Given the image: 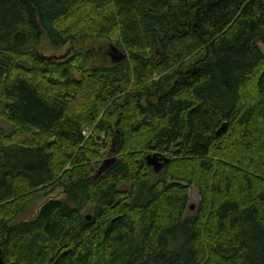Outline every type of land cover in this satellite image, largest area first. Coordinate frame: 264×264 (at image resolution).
Segmentation results:
<instances>
[{
  "label": "trees",
  "instance_id": "trees-1",
  "mask_svg": "<svg viewBox=\"0 0 264 264\" xmlns=\"http://www.w3.org/2000/svg\"><path fill=\"white\" fill-rule=\"evenodd\" d=\"M44 36L128 57L23 49ZM0 119L6 264H264V0H0ZM112 136L119 159L95 178ZM150 152L170 154L162 172Z\"/></svg>",
  "mask_w": 264,
  "mask_h": 264
},
{
  "label": "rangeland",
  "instance_id": "rangeland-1",
  "mask_svg": "<svg viewBox=\"0 0 264 264\" xmlns=\"http://www.w3.org/2000/svg\"><path fill=\"white\" fill-rule=\"evenodd\" d=\"M111 43L110 41H107L106 39L103 38H96V39H92L90 41H86L85 39L82 40H78V41H69L66 45L62 46L59 49H53L51 48L50 44H49V40L47 39L46 36L43 37V39L40 42H35L32 41L30 43H28L25 47H23L24 50H26L27 52H34L36 54L39 55H47V56H52V55H56L57 57L64 55L66 53H68L70 51V53L68 54V56L66 58H57V59H53L57 62H61L64 61L66 59H68L71 56H74L75 54H77L78 52H87V50H89L90 48L93 50L94 52V58L92 60H89L86 64L87 68H95V67H100L103 66L102 64L106 63L107 60L105 59H99L98 57L95 56V49H99L98 47L100 46H104L105 44H109ZM95 48V49H94ZM79 74V73H78ZM80 75V74H79ZM159 77V75L155 74L154 78L157 79ZM170 88V84L166 85V89ZM110 122L113 123V118L109 119ZM0 127L6 131V132H11L13 130H15V126L9 122H7L4 119H0ZM115 131H118L117 129H115ZM93 132L92 128L89 127H84V134L86 135V137H89ZM107 147L104 145L102 148V159H101V163L99 164V166L96 167V172L94 177L96 178V175L101 176L102 174L106 173L112 166L113 164H115V162L119 159L118 156H115L113 154H111L110 149L112 148V146L115 145V137H110L107 138ZM156 152H150L149 154H154ZM161 153V152H160ZM167 157H171L170 154L165 153L164 154ZM107 159H115L116 161L114 163H110L108 165V170L104 173H102L101 175H99V168L103 165L104 161ZM157 175L153 176L152 178H150L149 183H154L157 180ZM51 198H55V199H65L66 195L65 192L62 188H57L52 194H51ZM46 198H42L39 200H36L34 202H32L29 207L27 209H25L23 212H21V214L17 217V219L15 221L19 222V221H27V220H31L33 218L36 217V215L38 214L41 206L43 205V203L46 201ZM201 200V195L199 192V189L197 186H192L190 191H189V206L187 207L184 216L185 217H189L191 215H193L196 211H197V207L200 203ZM192 204H195V208L191 209L190 206ZM83 213L86 214H92L93 213V208L91 205H88Z\"/></svg>",
  "mask_w": 264,
  "mask_h": 264
},
{
  "label": "water",
  "instance_id": "water-1",
  "mask_svg": "<svg viewBox=\"0 0 264 264\" xmlns=\"http://www.w3.org/2000/svg\"><path fill=\"white\" fill-rule=\"evenodd\" d=\"M109 48H110V53L112 56V64H120L122 62H124L127 59V53L124 52L118 45H116L115 43L111 42L109 43ZM70 53V51L64 55H61L59 57H57L56 55H52V56H47V55H39L38 57L46 60V61H51L53 59H57V58H66L68 56V54ZM226 126V123H224L221 128L218 130V132L222 129H224ZM147 161L148 164L152 167L153 171L155 173H160L164 170L166 164L169 162L170 158L165 156L162 153L156 152L154 154H148L147 155ZM116 160L115 159H107L104 161L103 165L99 168V175H101L102 173L106 172L108 170V165L110 163H114ZM196 206L195 204H192L190 206L191 209H194ZM92 217L91 214H87L86 218L88 220H90ZM0 264H6L5 259H4V251L3 249L0 247Z\"/></svg>",
  "mask_w": 264,
  "mask_h": 264
},
{
  "label": "flooded vegetation",
  "instance_id": "flooded-vegetation-1",
  "mask_svg": "<svg viewBox=\"0 0 264 264\" xmlns=\"http://www.w3.org/2000/svg\"><path fill=\"white\" fill-rule=\"evenodd\" d=\"M99 49H95V56L98 57L99 59H105L107 60V62L102 65L104 66H109L112 64V56L110 53V48H109V44H105L104 46H99ZM96 177H98V175H96Z\"/></svg>",
  "mask_w": 264,
  "mask_h": 264
},
{
  "label": "bare ground",
  "instance_id": "bare-ground-1",
  "mask_svg": "<svg viewBox=\"0 0 264 264\" xmlns=\"http://www.w3.org/2000/svg\"><path fill=\"white\" fill-rule=\"evenodd\" d=\"M21 30H22V29H21ZM20 56H21V55H20ZM18 57H19V56H18ZM194 62H195V60H194ZM194 62H193V63H194Z\"/></svg>",
  "mask_w": 264,
  "mask_h": 264
}]
</instances>
